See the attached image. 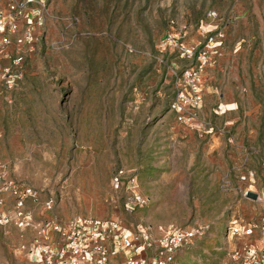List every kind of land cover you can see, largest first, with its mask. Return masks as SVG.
<instances>
[{
    "label": "rangeland",
    "instance_id": "obj_1",
    "mask_svg": "<svg viewBox=\"0 0 264 264\" xmlns=\"http://www.w3.org/2000/svg\"><path fill=\"white\" fill-rule=\"evenodd\" d=\"M41 3L31 42L0 55V177L36 192L23 214L153 236L206 226L172 264H237L229 255L264 237L227 233L264 219V0ZM120 169L143 206L124 210L128 194L110 186ZM0 199L12 217V197ZM33 233L0 226V264H26Z\"/></svg>",
    "mask_w": 264,
    "mask_h": 264
},
{
    "label": "built area",
    "instance_id": "obj_2",
    "mask_svg": "<svg viewBox=\"0 0 264 264\" xmlns=\"http://www.w3.org/2000/svg\"><path fill=\"white\" fill-rule=\"evenodd\" d=\"M41 2L0 0V55H5L12 38H16L18 44L31 42L34 22L39 24V11L30 7L33 3L42 7ZM20 23L24 27L16 35ZM191 78L198 80L196 71L191 73ZM193 91L197 93L195 85ZM180 101L182 98L173 103L171 109L176 112L181 110ZM197 101L198 96L193 95L190 107L196 106ZM110 186L114 192L124 190L128 194L123 203L125 211L144 205V198L138 193L133 176L127 175L124 170L115 172ZM1 195L12 197L14 208L12 217L0 211V226L9 225L19 229L32 227L34 230L28 243L19 246L27 264H172L176 253L207 229L206 226L160 228L158 234L153 236L147 226L125 228L115 219L95 217H75L65 224L47 220L34 225L23 210L26 200L36 202V192L30 188H19L0 177ZM43 205L48 209L51 201L47 200ZM257 229L264 231V219L260 227L231 222L227 233L235 238L250 237ZM229 258L237 264H264V237L252 245H243L233 251Z\"/></svg>",
    "mask_w": 264,
    "mask_h": 264
},
{
    "label": "crops",
    "instance_id": "obj_3",
    "mask_svg": "<svg viewBox=\"0 0 264 264\" xmlns=\"http://www.w3.org/2000/svg\"><path fill=\"white\" fill-rule=\"evenodd\" d=\"M26 264H27V261H26Z\"/></svg>",
    "mask_w": 264,
    "mask_h": 264
}]
</instances>
